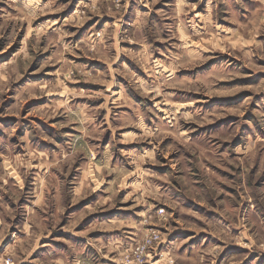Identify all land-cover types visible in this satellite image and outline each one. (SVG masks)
Wrapping results in <instances>:
<instances>
[{
	"label": "rangeland",
	"instance_id": "obj_1",
	"mask_svg": "<svg viewBox=\"0 0 264 264\" xmlns=\"http://www.w3.org/2000/svg\"><path fill=\"white\" fill-rule=\"evenodd\" d=\"M152 230L146 264H264V0H0V264Z\"/></svg>",
	"mask_w": 264,
	"mask_h": 264
},
{
	"label": "built area",
	"instance_id": "obj_2",
	"mask_svg": "<svg viewBox=\"0 0 264 264\" xmlns=\"http://www.w3.org/2000/svg\"><path fill=\"white\" fill-rule=\"evenodd\" d=\"M163 210L157 212V216L162 215ZM160 240V232L152 230L145 234L136 244L125 249L122 253L121 264H146L148 253Z\"/></svg>",
	"mask_w": 264,
	"mask_h": 264
}]
</instances>
